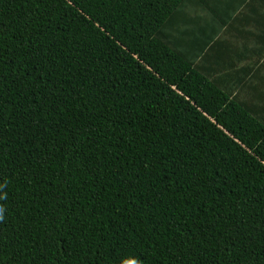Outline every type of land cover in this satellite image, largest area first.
Returning <instances> with one entry per match:
<instances>
[{
  "label": "trees",
  "instance_id": "obj_1",
  "mask_svg": "<svg viewBox=\"0 0 264 264\" xmlns=\"http://www.w3.org/2000/svg\"><path fill=\"white\" fill-rule=\"evenodd\" d=\"M0 264H264V0H0Z\"/></svg>",
  "mask_w": 264,
  "mask_h": 264
}]
</instances>
